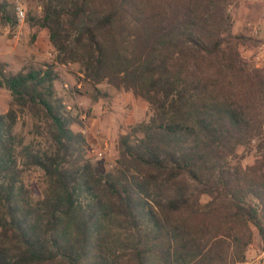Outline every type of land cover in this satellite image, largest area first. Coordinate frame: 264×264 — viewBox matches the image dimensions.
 Here are the masks:
<instances>
[{
	"label": "trees",
	"instance_id": "1",
	"mask_svg": "<svg viewBox=\"0 0 264 264\" xmlns=\"http://www.w3.org/2000/svg\"><path fill=\"white\" fill-rule=\"evenodd\" d=\"M229 3L42 0L30 19L56 60L151 114L119 135L115 165L102 170L51 65L0 71L49 143H24L17 111L0 113V264H238L255 235L264 250V68L242 56L251 37L233 29ZM0 22L17 23L8 0ZM30 167L44 176L38 198L22 180Z\"/></svg>",
	"mask_w": 264,
	"mask_h": 264
},
{
	"label": "rangeland",
	"instance_id": "2",
	"mask_svg": "<svg viewBox=\"0 0 264 264\" xmlns=\"http://www.w3.org/2000/svg\"><path fill=\"white\" fill-rule=\"evenodd\" d=\"M8 1L13 5L14 13L19 6L24 10L25 16L23 20H19L15 14L17 23L13 26L0 22V71L3 75H9L21 69L45 68L51 65L58 76L55 80L56 96L63 100L65 112L77 117L78 120L71 125L72 129L80 130L86 136L91 160L102 170L111 168L115 165L119 135L128 132L139 121L124 124L123 118L120 121L104 116L105 108H111L113 98L118 91L106 81L100 83L89 81L81 72L79 64L70 61L61 63L56 60V51L49 41L48 30L44 28L37 31L30 19L38 18L42 14V0ZM226 11L233 20V29L245 28L246 33L251 37L250 41L240 48L242 56L252 66L264 68V64L258 65L261 62L259 53L264 51V48H259L264 42V31L261 28V24H264V0H230ZM125 102L127 103V98L123 97L121 104ZM9 108L17 111L14 133L24 143L30 142L36 149L47 148L49 143L44 123L26 110L20 109L13 102L9 90L0 85V113H4ZM118 110L120 108L115 109L116 114L119 113ZM101 114L103 127L92 123V119ZM119 114L118 117H121ZM150 114L148 108L142 120H147ZM104 144H106L105 149ZM251 148L245 146L238 149L239 153L245 155L244 164L253 161V148ZM99 151L103 153L97 157ZM22 180L31 190L34 198L41 196L45 180L39 168L30 167L23 171ZM238 264H264V250L257 235L246 251L245 260Z\"/></svg>",
	"mask_w": 264,
	"mask_h": 264
},
{
	"label": "crops",
	"instance_id": "3",
	"mask_svg": "<svg viewBox=\"0 0 264 264\" xmlns=\"http://www.w3.org/2000/svg\"><path fill=\"white\" fill-rule=\"evenodd\" d=\"M256 28L258 30V26ZM261 28L264 31V24H261ZM259 48L260 49L264 48V42L260 44ZM258 57L259 60L261 61L260 63H258V65L264 64V51H260ZM123 97L127 98V103L125 102L124 104H121ZM109 108L110 107L105 108L106 112L103 114L104 116H110V118L119 119L120 121L123 118L124 124H129L131 122L140 121L144 119V117L146 116V110L149 107L143 101L136 99L130 93L125 91H118L116 96H114L113 98L111 108L110 109ZM118 108H120V110H118L120 114L115 113V109ZM118 114L121 115V117H118ZM103 115L101 114L99 115V117L98 116L94 117V119H92V123L96 125L100 124L101 127H103L102 119H101Z\"/></svg>",
	"mask_w": 264,
	"mask_h": 264
},
{
	"label": "built area",
	"instance_id": "4",
	"mask_svg": "<svg viewBox=\"0 0 264 264\" xmlns=\"http://www.w3.org/2000/svg\"><path fill=\"white\" fill-rule=\"evenodd\" d=\"M16 16H17V18L19 19V20H23V18H24V10L21 8V7H19V6H17V10H16ZM255 32L257 31L256 29L254 30ZM100 131L98 130L97 131V133H99ZM106 148V144H104V149ZM102 153H103V151H99V152H97V157H100L101 155H102Z\"/></svg>",
	"mask_w": 264,
	"mask_h": 264
}]
</instances>
